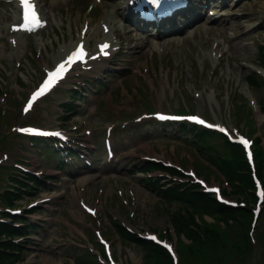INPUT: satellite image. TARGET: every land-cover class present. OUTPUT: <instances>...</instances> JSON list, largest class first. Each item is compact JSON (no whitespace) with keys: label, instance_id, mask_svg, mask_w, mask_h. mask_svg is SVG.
I'll use <instances>...</instances> for the list:
<instances>
[{"label":"rangeland","instance_id":"obj_1","mask_svg":"<svg viewBox=\"0 0 264 264\" xmlns=\"http://www.w3.org/2000/svg\"><path fill=\"white\" fill-rule=\"evenodd\" d=\"M55 1L58 5L54 7L53 0H38L48 21L45 28L35 34H20L12 31L19 21L16 0H0V216L9 203L25 211L38 202L32 218H41L30 223L32 232L40 234L18 238V242L11 240L13 234L18 237L17 231L0 224V264H101L104 252L96 228L112 242L114 257L122 264H264V204L251 225L255 197L248 175L235 177L231 168L223 165L235 162L236 154L225 149L216 136L205 138L199 150L190 144L193 139L188 131L150 125L149 118L137 122L138 116L155 110L198 113L224 124L234 135L253 138L259 149L258 137L264 140V113L259 109L264 111V77L254 69L264 66V0H227L221 9L228 19L223 35L213 32L209 26L215 24L214 19L205 17L186 28L184 39L174 42H154L133 26H118L114 18L125 15L122 0ZM96 20L109 25L106 31L118 45L111 60L104 67L90 63L76 69L30 112H23L29 91L46 69L64 56L65 49H71L68 46L85 39L92 51L96 50L97 42L105 36L97 38L86 29L97 28ZM11 35L21 39L18 48L12 46ZM73 84L78 86L74 93L85 92L80 95L85 97L83 102L76 106L81 107L79 114L69 100ZM32 124L69 131L86 146L85 157L69 158L63 172L51 173L53 160L40 155L28 142L29 131L17 130ZM112 129L118 151L116 159L108 161L101 146ZM126 129L133 130L126 133ZM86 130L92 133L86 134ZM91 143L97 147H89ZM19 148L30 162L15 158L21 153ZM212 149L221 154V172L211 162ZM82 150L75 151L83 156ZM154 155L160 163L172 165L148 173L158 175L160 188L171 184L178 190L180 182L190 189L186 171L192 169L209 185H219L228 200L247 204L250 209L222 207L209 197L193 203L191 198L196 196L191 193L186 203L163 199L157 186L149 190L141 186L143 175L136 171L150 169V161L143 159ZM15 162L23 164L25 171L42 173L41 179L55 176V184L49 187L53 190H22L15 196L10 190L12 171H19ZM109 174L112 178H103ZM90 183H95L100 195L90 189ZM135 187L142 193L134 192ZM83 191V196L98 200L91 201L98 209L97 217L81 208ZM225 209L232 212L222 215ZM152 232L171 241L178 258L154 255L140 236ZM246 245L248 255L244 254Z\"/></svg>","mask_w":264,"mask_h":264},{"label":"snow or ice","instance_id":"obj_2","mask_svg":"<svg viewBox=\"0 0 264 264\" xmlns=\"http://www.w3.org/2000/svg\"><path fill=\"white\" fill-rule=\"evenodd\" d=\"M154 3H158L159 0H153ZM21 3L24 6L25 12H24V24L21 25V27L28 28V30H32V28L38 27L41 24V21L39 20V17L35 11V5L33 3V0H21ZM104 48H107V45L102 46V51ZM106 54V53H105ZM84 52L83 48H79L76 52L73 53V57L76 59H83ZM72 57L69 58V61L66 63L71 62ZM65 70V64H61L56 72L49 74V79L45 81L44 85L41 87L40 91L34 94L33 99L37 95L42 94L44 91L47 90L48 87L51 86V84L54 82L55 78H57L63 71ZM31 105L29 104V107ZM163 118V117H162ZM203 123V121H200ZM24 131H32L31 129H26ZM55 135H59V133H55ZM243 143L247 144V141H243Z\"/></svg>","mask_w":264,"mask_h":264},{"label":"trees","instance_id":"obj_3","mask_svg":"<svg viewBox=\"0 0 264 264\" xmlns=\"http://www.w3.org/2000/svg\"><path fill=\"white\" fill-rule=\"evenodd\" d=\"M187 197H188V195H185V196H182V200H183V202H186L187 200ZM202 198H205V197H203V196H201V195H196V197H195V199H192L191 201L193 202V203H198V202H200L201 201V199ZM212 203V202H211ZM225 211V212H224ZM224 211H222V213H228V214H230L232 211H229V210H224ZM149 245H150V247H151V249H152V251H153V253H154V255H156V254H158V255H161V256H168L169 257V253H168V251L167 250H165L162 246H160V245H157V244H154V243H148Z\"/></svg>","mask_w":264,"mask_h":264},{"label":"bare ground","instance_id":"obj_4","mask_svg":"<svg viewBox=\"0 0 264 264\" xmlns=\"http://www.w3.org/2000/svg\"><path fill=\"white\" fill-rule=\"evenodd\" d=\"M100 23H101V22H100ZM92 26H93V25H92ZM99 27H100V25H98L97 29H89V31L92 30L93 33L95 32V35H94V36H98V35H99V33H98V28H99ZM208 29H209V28H208ZM209 31H210V30H209ZM105 36L108 37L109 34H105ZM128 36H129V35H128ZM131 36H132V35H131ZM129 39H130V38H129ZM80 40H81V39H80ZM73 44H74V43H73ZM73 44H72V45H73ZM112 46H114V45H112ZM72 48H73V47H72ZM72 48H71L70 50H72ZM70 50H69V51H70ZM66 51H67V50H66ZM95 61H96V62H99V61H100V58H99V57H96V58H95ZM94 63H95V62H94Z\"/></svg>","mask_w":264,"mask_h":264}]
</instances>
